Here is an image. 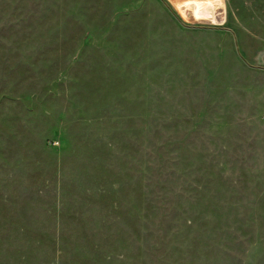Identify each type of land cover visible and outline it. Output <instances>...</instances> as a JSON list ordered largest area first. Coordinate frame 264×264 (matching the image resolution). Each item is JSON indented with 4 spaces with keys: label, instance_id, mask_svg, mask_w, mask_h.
Instances as JSON below:
<instances>
[{
    "label": "rangeland",
    "instance_id": "obj_1",
    "mask_svg": "<svg viewBox=\"0 0 264 264\" xmlns=\"http://www.w3.org/2000/svg\"><path fill=\"white\" fill-rule=\"evenodd\" d=\"M0 264H264V0H0Z\"/></svg>",
    "mask_w": 264,
    "mask_h": 264
},
{
    "label": "water",
    "instance_id": "obj_2",
    "mask_svg": "<svg viewBox=\"0 0 264 264\" xmlns=\"http://www.w3.org/2000/svg\"><path fill=\"white\" fill-rule=\"evenodd\" d=\"M193 22H195V23H207V22L204 21V20H193Z\"/></svg>",
    "mask_w": 264,
    "mask_h": 264
}]
</instances>
